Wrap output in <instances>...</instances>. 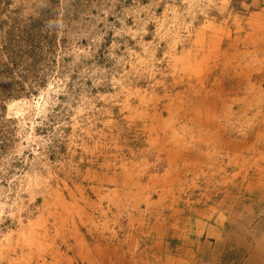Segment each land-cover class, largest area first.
Returning <instances> with one entry per match:
<instances>
[{
	"label": "rangeland",
	"instance_id": "1",
	"mask_svg": "<svg viewBox=\"0 0 264 264\" xmlns=\"http://www.w3.org/2000/svg\"><path fill=\"white\" fill-rule=\"evenodd\" d=\"M6 1L0 264H208L250 237L264 0Z\"/></svg>",
	"mask_w": 264,
	"mask_h": 264
},
{
	"label": "crops",
	"instance_id": "2",
	"mask_svg": "<svg viewBox=\"0 0 264 264\" xmlns=\"http://www.w3.org/2000/svg\"><path fill=\"white\" fill-rule=\"evenodd\" d=\"M256 200V205H248L250 210L247 211L250 215H256L255 224L251 226V229H247V227L243 229L246 232H250V237L246 234L239 240L219 241V244L224 245V250H220V254L217 256L212 257V255H209L211 257H209L208 264H264V192ZM226 244L233 246L227 249ZM198 246L195 249H198ZM190 253L192 261L199 254L194 248H192ZM200 259L198 257V260Z\"/></svg>",
	"mask_w": 264,
	"mask_h": 264
},
{
	"label": "trees",
	"instance_id": "3",
	"mask_svg": "<svg viewBox=\"0 0 264 264\" xmlns=\"http://www.w3.org/2000/svg\"><path fill=\"white\" fill-rule=\"evenodd\" d=\"M6 0H0V5H1V3H4V4H6ZM8 47H10V46H7V48ZM6 50H7V48L6 47H4ZM16 54H9L8 56H7V59H6V64L4 65V67L7 69V64L8 63H12V62H14V56H15ZM21 90V89H20ZM20 95V93H14V91L13 90H10V89H7V90H4L3 88H0V103H1V101L3 100V99H5V98H9V97H15V96H19ZM0 107H2V104L0 105Z\"/></svg>",
	"mask_w": 264,
	"mask_h": 264
},
{
	"label": "bare ground",
	"instance_id": "4",
	"mask_svg": "<svg viewBox=\"0 0 264 264\" xmlns=\"http://www.w3.org/2000/svg\"><path fill=\"white\" fill-rule=\"evenodd\" d=\"M249 81V80H248ZM260 257V256H259Z\"/></svg>",
	"mask_w": 264,
	"mask_h": 264
}]
</instances>
